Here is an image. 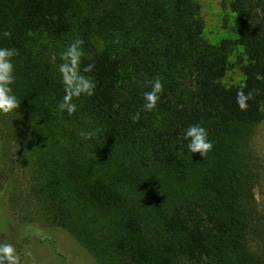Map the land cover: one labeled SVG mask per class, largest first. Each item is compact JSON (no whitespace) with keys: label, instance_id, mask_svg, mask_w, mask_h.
<instances>
[{"label":"trees","instance_id":"16d2710c","mask_svg":"<svg viewBox=\"0 0 264 264\" xmlns=\"http://www.w3.org/2000/svg\"><path fill=\"white\" fill-rule=\"evenodd\" d=\"M229 8L242 31L214 45L203 37L194 0H0V47L18 52L15 151L28 161L48 222L88 264H264V217L254 193L263 165L252 147L264 122V0H232ZM76 38L84 42L79 74L95 88L74 98L75 114L61 115L59 66ZM236 47L246 57L238 60L244 79L226 87ZM89 64L92 71L83 72ZM156 77L163 91L144 112L143 94ZM241 85L251 94L243 110ZM192 124L214 145L204 158L187 152L182 139ZM95 128L97 138L78 135ZM1 154L0 145L7 218ZM9 222L44 237L34 225ZM14 254L21 262V247Z\"/></svg>","mask_w":264,"mask_h":264},{"label":"rangeland","instance_id":"374dc122","mask_svg":"<svg viewBox=\"0 0 264 264\" xmlns=\"http://www.w3.org/2000/svg\"><path fill=\"white\" fill-rule=\"evenodd\" d=\"M194 1L201 7L205 40L216 45L224 39L238 38L242 29L239 16L231 12L229 8L232 0ZM101 47L102 43L97 42V49ZM239 58L246 61L242 48L236 47L229 57L223 78V84L226 87L237 85L244 79L239 69ZM17 118L18 115H0L1 164L8 177L7 194L1 203L9 220L22 225H34L41 232L38 235H43L45 239L37 235L30 236L26 234L28 232L17 229L0 212V245L9 244L15 251L21 247L23 255L18 264H88L83 252L75 246L74 240L59 227L48 222L43 205L44 200L35 191V182L28 161L19 157L15 151L16 132L13 124H15L14 119ZM252 147L261 158L263 165L262 177L254 193L259 213L264 217V122L255 129ZM59 232L60 237H58ZM254 250L259 252V246Z\"/></svg>","mask_w":264,"mask_h":264},{"label":"clouds","instance_id":"9594fccd","mask_svg":"<svg viewBox=\"0 0 264 264\" xmlns=\"http://www.w3.org/2000/svg\"><path fill=\"white\" fill-rule=\"evenodd\" d=\"M3 36L10 37L11 32H3ZM83 40L76 38L63 53L65 62L59 66V71L64 77L65 94L62 100L57 105L58 113L63 115L65 112L72 116L77 112V104L74 98H79L82 95L91 96L95 88L94 82L83 75L79 74L78 67L81 58V46ZM18 55L14 48L0 47V115H17V109L21 102L13 92L12 85L15 83V67L13 58ZM94 68L93 64H89L83 68V72H91ZM68 72H72V76H67ZM150 91L143 94L144 103L142 111L150 112L157 106V101L163 91V84L160 77L154 78L150 82ZM237 92V104L240 109L247 107L246 101L251 98V94L245 96L243 88ZM141 112L137 111L132 116L133 121H139ZM101 132L100 128H95L90 131H80L79 137L88 141L93 138L99 137ZM182 139L186 142L187 152L193 154L198 153L201 157H205L214 147L212 141L209 139L207 130L199 124H192L183 132ZM14 248L9 244L0 245V264H17L18 257L14 254Z\"/></svg>","mask_w":264,"mask_h":264}]
</instances>
